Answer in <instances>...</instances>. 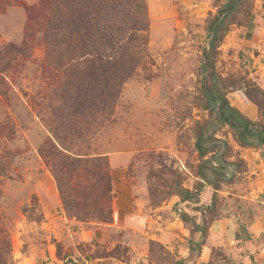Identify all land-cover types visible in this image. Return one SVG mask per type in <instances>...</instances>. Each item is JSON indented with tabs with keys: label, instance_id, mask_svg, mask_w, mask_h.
Masks as SVG:
<instances>
[{
	"label": "rangeland",
	"instance_id": "obj_1",
	"mask_svg": "<svg viewBox=\"0 0 264 264\" xmlns=\"http://www.w3.org/2000/svg\"><path fill=\"white\" fill-rule=\"evenodd\" d=\"M18 1L0 11V50L22 43L29 11L40 3ZM145 2L150 56L125 82L113 121L89 143L91 154L109 162L112 222L69 216L40 153L50 136L37 106L48 82L41 30L31 56L5 70L0 146L11 157L9 173L0 176V222L10 234L15 264H172L180 257L188 264H264V150L242 147L223 127L218 136L229 142L228 159L236 164L228 168L231 179L215 189L197 172L195 126L209 116L200 74L205 27L221 0ZM217 69L235 84L231 102L258 119L246 92L251 84L264 89V0H256L248 26L234 25L226 35ZM181 188L199 195L185 200L173 193ZM34 196L38 208L31 210ZM214 218H228L234 233L251 237L218 240L209 228ZM191 239L204 242L200 255L190 252Z\"/></svg>",
	"mask_w": 264,
	"mask_h": 264
},
{
	"label": "trees",
	"instance_id": "obj_2",
	"mask_svg": "<svg viewBox=\"0 0 264 264\" xmlns=\"http://www.w3.org/2000/svg\"><path fill=\"white\" fill-rule=\"evenodd\" d=\"M255 2L221 0L206 20L200 74L202 106L209 116L196 123L195 147L201 159L198 176L215 189L231 179L233 173L228 168L236 165L228 159L229 142L218 136L223 127L233 132L242 147H264V89L251 84L246 92L260 112L254 119L231 102L228 92L235 84L217 69L223 40L234 25L250 24ZM14 3L20 1L0 0V11ZM34 9L37 11H29L30 24L22 43H9L0 50V86L6 83L5 70L11 61L31 56L37 31L41 30L48 82L37 106L50 136L40 153L51 168L69 216L112 222L114 194L109 162L104 155L91 154L89 143L113 121L125 82L150 56L147 4L145 0H40ZM0 93L7 94L4 86ZM1 149L0 146V176H5L11 155ZM199 191L181 188L173 193L191 200ZM29 208H38L36 196ZM23 211L27 213L29 209ZM186 216L183 213L182 219L186 220ZM43 217L42 213L38 216L40 220ZM235 237L249 239L251 234L241 236L237 232ZM203 245L191 239L190 252L197 250L200 255ZM0 264H15L10 234L1 222ZM172 264L188 262L180 257Z\"/></svg>",
	"mask_w": 264,
	"mask_h": 264
},
{
	"label": "crops",
	"instance_id": "obj_3",
	"mask_svg": "<svg viewBox=\"0 0 264 264\" xmlns=\"http://www.w3.org/2000/svg\"><path fill=\"white\" fill-rule=\"evenodd\" d=\"M13 9L10 8L9 11H12ZM248 110H254L253 107L249 108ZM258 112V111H257ZM253 113H256L255 110ZM252 118H254V116H252ZM259 150L263 149V148H258ZM263 222V221H260ZM211 231L212 234H214L215 236L218 237V240H230L233 239L232 236H234L236 233H234V231H232V224L231 221L226 218V219H219V220H215L212 224H211ZM233 233V235L231 234ZM235 238V236H234ZM236 239V238H235Z\"/></svg>",
	"mask_w": 264,
	"mask_h": 264
}]
</instances>
